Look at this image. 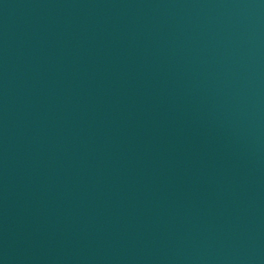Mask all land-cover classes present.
Listing matches in <instances>:
<instances>
[{"label": "water", "instance_id": "95a60500", "mask_svg": "<svg viewBox=\"0 0 264 264\" xmlns=\"http://www.w3.org/2000/svg\"><path fill=\"white\" fill-rule=\"evenodd\" d=\"M0 264H264V0H0Z\"/></svg>", "mask_w": 264, "mask_h": 264}]
</instances>
